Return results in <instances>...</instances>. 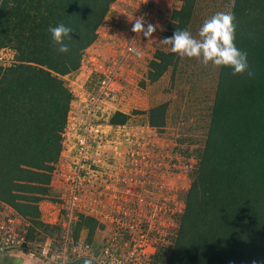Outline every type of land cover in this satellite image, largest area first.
Wrapping results in <instances>:
<instances>
[{"label":"trees","instance_id":"1","mask_svg":"<svg viewBox=\"0 0 264 264\" xmlns=\"http://www.w3.org/2000/svg\"><path fill=\"white\" fill-rule=\"evenodd\" d=\"M116 1L0 0V51L13 59L0 66V203L29 220L31 241L38 228H50L41 221L39 206L51 192L74 99L64 77L79 71ZM196 4L182 0L165 36L190 29ZM231 13L235 44L247 52L253 75L220 67L185 209L172 243L154 255L156 264H264V0H235ZM59 23L73 29L66 53L58 51L48 31ZM181 57L157 49L148 80L156 83ZM168 112V103L150 108L149 126L164 132ZM128 122L130 115L122 110L109 117L114 126ZM97 227L95 218L80 215L76 234L88 229L91 236Z\"/></svg>","mask_w":264,"mask_h":264},{"label":"rangeland","instance_id":"2","mask_svg":"<svg viewBox=\"0 0 264 264\" xmlns=\"http://www.w3.org/2000/svg\"><path fill=\"white\" fill-rule=\"evenodd\" d=\"M234 1L197 0L189 29L191 34L198 36L203 22L214 13L218 11L231 12ZM144 6H146L145 12ZM181 6L182 0H128L127 5L123 7L124 11L122 13H118V11L116 17L114 16V23L108 21V24H104L103 22L105 28H99L98 30V37L99 33L102 34L104 30L102 37L97 41L96 47L87 53V59L92 57L96 60L91 63L94 64V68L103 66V69L109 70L114 65L117 68V78L119 79L115 85L114 98L112 101L108 100L109 102L107 103L108 107H112L109 110L107 108V120L109 121V117L116 110H122V112L130 115V122L126 125L129 132H131V129L135 130V137L137 138L138 136V139H135L137 143L140 145H143L142 143L144 142L152 144L151 146L147 145V147H151L149 150L150 154L153 155L151 156V161L148 164L140 162L138 166L144 176L137 174L135 177L142 181L141 183L146 189V191L142 192V196L153 197L160 202V205L164 200H168V211H165V214L164 212H158L157 217L160 219L156 221L157 226L161 228H164L165 225L168 226L170 223L172 224V235L165 239L164 244H161L164 247L172 243V238L178 229L177 219L185 209V194L190 187L192 175L198 165V157L205 146L211 119V106L214 102L220 71V67L211 63L204 65L195 57L184 56L181 57L179 65L175 69L171 68L156 83H151L148 80L149 63L154 58L156 50H171L169 45L161 44L160 41L165 37L172 12ZM145 14L147 16L145 29L148 23L153 24L156 29L151 38H145L142 32L135 33L131 31L137 16H145ZM100 30L101 32H99ZM134 36H136L135 39H133ZM131 42L135 44L138 51L146 50L147 53L142 56L133 54L129 60L126 58L125 62H123L120 58L125 54L127 46ZM143 45L145 48L142 50ZM149 57H151V60L148 59ZM139 58L140 61L145 58L144 62H139ZM9 59H11V56L8 51L0 52V61L2 60V63L8 64ZM73 75L70 78L67 77L66 80L68 79L70 90L75 94L76 98L71 104L70 122L77 125L81 121L77 120V118L83 107L80 96L86 93L87 86L91 85L89 87L91 89L94 88L99 75L85 71V67ZM142 82L145 83L144 86ZM161 103L169 104L168 124L164 132L150 127L146 114L150 108ZM135 112L139 113L135 114ZM66 144L63 142L61 156L55 166L51 192L39 206L41 221L49 225L50 228L47 230L38 228L32 240L33 245L25 252L29 256L35 255V258L38 257L44 263L50 262V264H57L55 255L62 247L61 245L64 241L62 224L68 221L67 212L62 209V205L69 200L70 196V184L66 179L72 176V156ZM101 147L99 146L100 150L103 151V147ZM127 147L129 145L124 144L121 148L124 152V157L121 154V156H117L115 161L116 164H119L117 163L119 159L123 163V168L129 172L132 169V165H128L129 156L125 154ZM132 170L133 176L135 170ZM87 209L90 210L89 206L83 207L81 211H76L74 214L75 218L71 224L73 239L76 243L78 241L99 243L113 231L115 226L107 220V226L102 227L99 225L93 235H89L88 229H83L77 236L76 224L80 215L87 216L81 213ZM94 209L96 213L98 207ZM116 209L117 206H107L105 207V212H112ZM121 209H123L122 206ZM127 210H125L127 214L133 215L135 207L131 205ZM153 214V209L149 211L147 209L146 215L148 217L145 218L149 219V216H154ZM97 216L101 219L100 215ZM25 224L26 226L22 227L23 232L27 231L31 225L29 220H25ZM156 246L158 249L161 248L160 244H156ZM6 255L9 256L10 254ZM31 257L33 258V256ZM0 260L2 263L3 260Z\"/></svg>","mask_w":264,"mask_h":264},{"label":"built area","instance_id":"3","mask_svg":"<svg viewBox=\"0 0 264 264\" xmlns=\"http://www.w3.org/2000/svg\"><path fill=\"white\" fill-rule=\"evenodd\" d=\"M145 11L146 6H144ZM145 16L137 17H143L145 21L147 20ZM135 38L136 36L133 37ZM132 48L136 49L135 44L131 42L120 58L123 62L134 54L130 50ZM87 53L89 52L83 56L79 71L85 67V71L98 74L99 79L94 88L90 90L86 87V93L80 96L83 107L77 120L81 121L77 125L71 124V113H69L68 123L62 135L63 142L67 143L72 156V176L66 179L70 184V196L62 205V209L67 212L68 221L62 224L64 241L56 252L55 261L57 264H69L82 259L95 264H156L154 259L158 251L156 244L163 246L161 244H164L165 239L169 238L173 231L171 223L164 228L156 224L157 219H160L157 213L165 214V211H168V200H164L160 205V202L153 197L142 196V192L146 189L142 181L135 177L137 174L144 176L138 166L140 162L148 164L151 161L153 155L149 152L151 147L147 145L152 144L137 143L138 136L135 137V130L131 129L129 132L126 124L114 126L109 123L106 118L107 103L114 98L115 85L119 79L117 68L115 65L109 70L103 69V66L94 68V64L91 63L96 60L92 57L87 59ZM2 60L0 66H7L13 61L9 59L8 64H4ZM71 76L74 75H67L64 79ZM68 86L70 88L69 84ZM73 95L75 101V94ZM124 144L129 145L125 154L129 156L128 165H132V169L135 170L133 176L132 169L128 172L119 159L117 162L119 164L115 161L121 154L124 157V152L121 150ZM99 146L103 147V151ZM110 153H113L112 156ZM113 205L117 206L116 210L105 212V207ZM131 205L135 207L133 215L125 211ZM87 206L90 210L81 213L95 218L102 227L107 226V220L115 226L113 231L99 243L87 241L76 243L72 236L71 224L75 218L74 214ZM97 207L98 211L95 213L94 208ZM147 209L154 210V216H149V219L145 218L148 217ZM97 215H100L101 219ZM24 225L26 226L24 218L9 205L0 203V252L12 253L31 248L33 243L27 237L28 230L22 231ZM109 227L112 228L111 225Z\"/></svg>","mask_w":264,"mask_h":264},{"label":"clouds","instance_id":"4","mask_svg":"<svg viewBox=\"0 0 264 264\" xmlns=\"http://www.w3.org/2000/svg\"><path fill=\"white\" fill-rule=\"evenodd\" d=\"M235 15L231 12L218 11L210 18H207L201 25L198 36H193L187 29H178L171 36H165L160 43L169 45L171 52L184 57H195L204 65L209 63L217 67H230L233 74L247 73L252 76L247 52L240 50L235 44ZM155 26L147 24L143 17H137L134 20L131 31L143 33L145 38H151L155 31ZM52 41L59 45L58 51L66 53L69 51V45L65 43L70 39V33L73 29L63 23L56 26H49ZM137 56L141 52L135 48L130 49ZM87 264V262H86ZM253 264H256L254 261Z\"/></svg>","mask_w":264,"mask_h":264},{"label":"crops","instance_id":"5","mask_svg":"<svg viewBox=\"0 0 264 264\" xmlns=\"http://www.w3.org/2000/svg\"><path fill=\"white\" fill-rule=\"evenodd\" d=\"M127 2H128V0H117L113 5H112V7H111V10H110V12L108 13V15H107V17L105 18V20H104V24L105 23H114L113 22V19H114V16L116 17V15H117V12L118 13H122L124 10V6L125 5H127ZM111 18V20H109L110 18ZM109 21V22H108ZM101 25V29H104L105 28V25ZM106 29H108V27H106ZM99 32H101V30L99 31ZM103 32H104V30L102 31V34H103ZM106 32V31H105ZM102 34H100L99 33V37H98V39H97V41H99L100 40V38L102 37ZM101 35V36H100ZM97 41L90 47V48H88L87 49V51L86 52H90L91 51V49H93L94 47H96V45H97ZM146 45V44H145ZM151 47V46H150ZM145 48V46L143 45V47H142V50ZM147 53V51L146 50H143L142 52H141V55L140 56H142V55H145ZM148 59H150L151 60V57H149ZM144 60H145V58L143 59V60H141L140 61V58H139V62H144ZM142 62V63H143ZM139 65V64H138ZM112 107L111 106H109L108 107V110L109 109H111ZM26 251H28V250H25V251H16V252H12V253H3V252H0V259H5V257H6V262H2L1 263V260H0V264H50V262H47V263H44L43 262V260L42 259H39L38 257L37 258H35L34 256L35 255H31V256H33V258L31 257V256H29L28 254H25V252ZM31 252V251H30ZM32 253V252H31ZM6 254H10L9 256L8 255H6ZM13 257H16V258H20L19 259V261L18 262H16V261H14L13 260ZM85 262V263H84ZM86 262L87 261H85L84 259H82V260H78V261H73V262H70L69 264H86ZM87 264H89V262H87ZM91 264V263H90Z\"/></svg>","mask_w":264,"mask_h":264}]
</instances>
